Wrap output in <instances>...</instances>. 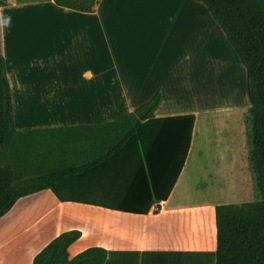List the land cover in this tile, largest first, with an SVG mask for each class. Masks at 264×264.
Listing matches in <instances>:
<instances>
[{
  "label": "crops",
  "instance_id": "obj_1",
  "mask_svg": "<svg viewBox=\"0 0 264 264\" xmlns=\"http://www.w3.org/2000/svg\"><path fill=\"white\" fill-rule=\"evenodd\" d=\"M0 25L15 129L87 126L95 135L69 147L76 174L65 181L66 191L58 190L63 200L86 203H62L50 190L19 199L0 218V264H32L70 230L81 234L67 250L70 259L101 248L111 253L108 264H213L215 207L231 203L181 199L201 175L239 185L246 163L239 131L205 129L204 137L197 136L199 116L230 109H200L196 81L185 80L203 57L205 34L209 43L216 40L228 52L232 47L206 6L197 0H99L86 13L51 0H0ZM231 57L247 96L245 69L237 54ZM157 95L156 119L195 116L184 165L165 201L149 195L139 143L116 150L98 135L99 126L121 120ZM145 151L155 173L161 163L156 154H162L165 168L168 148L150 144ZM148 200L154 205L147 214L133 211Z\"/></svg>",
  "mask_w": 264,
  "mask_h": 264
},
{
  "label": "trees",
  "instance_id": "obj_2",
  "mask_svg": "<svg viewBox=\"0 0 264 264\" xmlns=\"http://www.w3.org/2000/svg\"><path fill=\"white\" fill-rule=\"evenodd\" d=\"M51 1L57 6L86 13L92 12L99 3V0ZM197 1L206 6L246 72L252 136L249 167L259 194V199L252 203L215 207L217 248L213 264H264V0ZM159 103L160 95H157L121 120L99 126L102 131L98 135L112 141L116 150L139 143L145 156L149 195L165 201L184 165L195 116L158 120L154 113ZM160 121L161 126L155 125ZM92 128L15 129L0 25V218L19 199L44 190H50L62 203H86L63 200L58 190L63 188L66 191L68 185L65 181L76 174L69 147L93 140ZM153 132L156 133L154 137L150 135ZM150 144L169 149L165 168L162 154H156L157 159L161 156L156 173L145 151ZM153 203L148 200L142 208L133 211L147 214ZM80 237L77 230L61 233L35 256L32 264H108L111 253L101 248L86 249L70 259L67 250Z\"/></svg>",
  "mask_w": 264,
  "mask_h": 264
},
{
  "label": "rangeland",
  "instance_id": "obj_3",
  "mask_svg": "<svg viewBox=\"0 0 264 264\" xmlns=\"http://www.w3.org/2000/svg\"><path fill=\"white\" fill-rule=\"evenodd\" d=\"M203 46V57H198L194 73H189L188 69L185 77L186 83L188 85L191 80L196 81L198 87L196 104L200 109L214 106L215 108L228 106L230 109L228 113L199 116L196 124L197 136L205 135V129H224L228 133L233 130L239 131L240 143L244 147L242 148L241 156L246 165L244 167V177L240 180L243 182L239 183L242 188H239L238 184L229 187L223 184V179L218 181V179L201 175L200 178H194L190 181L188 192L183 196L181 202L187 204L196 201H220V203L236 204L242 199L243 203H252L259 199V194L254 181V174L249 167L252 136L249 112L246 108L248 100L243 91V74L237 69L235 61L231 57L234 54L236 55L232 47H229L230 51L228 52L216 40L209 43L206 34ZM199 49L200 46L198 47ZM203 61H205L204 64ZM186 100V106L193 105L191 98H186ZM219 110L224 112L222 108ZM209 137L211 138V136ZM205 143L210 145L207 142V138H205ZM208 155L211 161L215 160V153L211 151L208 152ZM229 155L230 153L226 154V156ZM215 163L218 164L217 162ZM233 197L238 199L232 200ZM102 217L105 220L109 219L106 214L102 215ZM112 219H116V217H112Z\"/></svg>",
  "mask_w": 264,
  "mask_h": 264
}]
</instances>
